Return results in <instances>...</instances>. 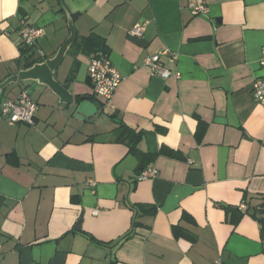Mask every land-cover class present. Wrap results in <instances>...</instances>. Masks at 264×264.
<instances>
[{
  "label": "crops",
  "instance_id": "1",
  "mask_svg": "<svg viewBox=\"0 0 264 264\" xmlns=\"http://www.w3.org/2000/svg\"><path fill=\"white\" fill-rule=\"evenodd\" d=\"M192 2L0 0V83L24 69L20 26L44 28L53 57L67 11L123 76L111 101L96 96L75 46L55 72L72 103L34 80L0 89V104L25 86L39 104L34 125L0 119V264H264V0H206L197 15ZM166 49L180 76L146 64ZM119 121L142 132L138 153ZM148 165L157 175L139 179Z\"/></svg>",
  "mask_w": 264,
  "mask_h": 264
},
{
  "label": "built area",
  "instance_id": "2",
  "mask_svg": "<svg viewBox=\"0 0 264 264\" xmlns=\"http://www.w3.org/2000/svg\"><path fill=\"white\" fill-rule=\"evenodd\" d=\"M192 14H202L208 11V4L206 0H194L190 4ZM147 21L135 24L130 30L131 35H142L146 30ZM19 45L25 47H32L40 57H46L43 49L37 47L38 41L44 36L45 30L39 26H32L23 23L19 30ZM170 55V59L175 61L177 54L171 53L169 50H161L146 58V64L150 66L153 76H161L163 78L169 77L175 73L180 76L178 70L172 71L165 62L164 56ZM260 66L264 68V48L260 57ZM88 77L92 85L93 93L111 101L115 91L123 80L122 74L113 65L109 55H92L89 59ZM253 96L257 102L264 107V75L257 77L253 83ZM39 108L38 102L33 98L29 87L25 86L21 89L19 94L14 99H6L0 104V119H7L11 123L26 122L28 124H35V117ZM158 169L154 166L148 165L144 167L138 174V178L145 180L155 177ZM240 209L245 211L247 204L242 202ZM97 210H95L96 212Z\"/></svg>",
  "mask_w": 264,
  "mask_h": 264
},
{
  "label": "water",
  "instance_id": "3",
  "mask_svg": "<svg viewBox=\"0 0 264 264\" xmlns=\"http://www.w3.org/2000/svg\"><path fill=\"white\" fill-rule=\"evenodd\" d=\"M67 16L69 18V28L71 34L60 46L56 54L53 57L45 58L43 61L36 62L31 67L22 69L18 73L9 76L2 83H0V89H4L7 85L12 83L34 80L50 87L52 91L60 97L62 102H73V94L55 77L56 70L62 64L65 55L78 36L77 30L74 26L72 14H70L69 11H67ZM80 224L81 220L77 226L80 227Z\"/></svg>",
  "mask_w": 264,
  "mask_h": 264
},
{
  "label": "trees",
  "instance_id": "4",
  "mask_svg": "<svg viewBox=\"0 0 264 264\" xmlns=\"http://www.w3.org/2000/svg\"><path fill=\"white\" fill-rule=\"evenodd\" d=\"M75 15L76 14L72 13V17H74ZM19 46L21 48V54H22V58H21L20 62L23 64L24 69L31 67L36 62L43 61V59L39 60V59L35 58V56H34L35 50L32 47H25L22 45H19ZM75 46H79L80 49H82L87 54L108 55L107 54L108 48L106 46L105 38H103L102 36H100L99 34H97L95 32H92L87 36H79L78 35V38L71 45V48H73ZM78 65H79L78 62L75 61V68L73 69V71L70 74L71 76H69V77H72L75 74ZM119 124H120L119 129L123 131L120 138L123 140L127 139L128 144L130 145V148H131L130 150H132L133 152H137L136 143L141 138L142 132L141 131L137 132L134 128H131L130 126H128L123 121H119ZM200 124H202V123H200ZM202 129H203V126L201 125L200 130H202ZM165 152L167 154H170V155L175 154V152L172 150H165ZM144 167L145 166H143L141 168V170ZM260 207L261 208H259L257 210V212L262 214L260 221L264 225V202L261 204ZM234 209H237L240 213H244L248 210V207L245 211L241 210L239 206L235 207ZM176 233H177V235L179 234L178 232H176ZM263 238H264V231H263ZM111 264H115V262H112Z\"/></svg>",
  "mask_w": 264,
  "mask_h": 264
},
{
  "label": "rangeland",
  "instance_id": "5",
  "mask_svg": "<svg viewBox=\"0 0 264 264\" xmlns=\"http://www.w3.org/2000/svg\"><path fill=\"white\" fill-rule=\"evenodd\" d=\"M45 51V53H48V51L47 50H44ZM50 53V52H49ZM46 55H48V54H46ZM34 56H35V58H37V59H44V57H40L37 53H35L34 54ZM49 56V55H48ZM46 58V57H45Z\"/></svg>",
  "mask_w": 264,
  "mask_h": 264
}]
</instances>
